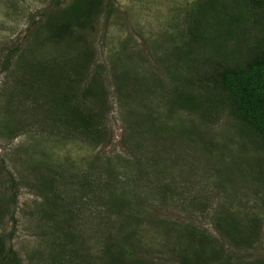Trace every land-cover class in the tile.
Wrapping results in <instances>:
<instances>
[{"label": "rangeland", "instance_id": "rangeland-1", "mask_svg": "<svg viewBox=\"0 0 264 264\" xmlns=\"http://www.w3.org/2000/svg\"><path fill=\"white\" fill-rule=\"evenodd\" d=\"M196 1L102 0L87 18L74 17L85 26L70 17L71 33L51 40L47 21L74 0H0V240L18 264H119L122 248L121 264H181L184 253L200 251L210 260L198 264H226L233 255L242 264L264 260V149L227 108L204 120L203 106L181 103L189 69L182 83L169 73ZM220 1L229 15L244 7ZM225 11L202 9L207 35L218 41ZM253 23L248 15L233 29L241 49L227 35L224 58L198 52L186 62L190 77L244 55L258 35ZM53 59H78L72 68L85 61L84 73L67 64L66 74L77 105L97 121V136L77 135L78 115L69 128L58 113L53 126H40L25 72ZM41 181L53 182L51 191ZM53 196L56 206L48 207ZM219 209L225 216H216ZM229 216L239 226L258 219L243 252L244 236L226 232Z\"/></svg>", "mask_w": 264, "mask_h": 264}, {"label": "trees", "instance_id": "trees-1", "mask_svg": "<svg viewBox=\"0 0 264 264\" xmlns=\"http://www.w3.org/2000/svg\"><path fill=\"white\" fill-rule=\"evenodd\" d=\"M102 0H74V2L61 13L57 15L54 21H47V30L49 38L61 39L71 33V23L68 22L72 17L77 26L82 27L87 24V21L74 20L78 13H81L84 18H87L85 14L91 13V9L99 6ZM197 0L191 5L189 11L190 16L186 23V35L187 40L183 41V44L177 49L174 55L176 56L174 64L170 65L169 73L174 80V84L177 82L182 83L181 71L189 69L187 73L189 76L184 77V89L179 93L183 94L181 103L191 105L192 107L199 108L203 106L205 108V115L202 119H208V116L214 115L212 113L217 112L219 108H227L228 113L234 118V120L240 122L248 135L253 136V140L259 147L264 149V0H229L231 3L239 2L244 7L239 10L240 15H229L230 9L226 4L220 0H205L203 3H198ZM226 10L223 18L218 16V26H223L221 35L218 39L213 35H207L209 31L205 28V23L201 19L204 17L202 9H214ZM246 8V9H245ZM194 10H197L194 14ZM234 11V10H233ZM221 13V12H220ZM63 15V16H62ZM253 16L255 23V30L258 35L254 37L247 47L244 55H235L231 63L215 60L211 65L216 66L213 70L208 72V75L204 74L199 77L197 74L196 80L190 75L195 72L187 67L191 65L186 63L191 61L193 56L196 57L198 52L201 53H215L216 55L224 58L227 54L226 39L227 35L233 40L237 41L239 49H241L242 36L235 32V28L238 22L245 16ZM200 17V18H199ZM223 22V23H221ZM207 27V26H206ZM73 29V28H72ZM234 29V30H233ZM225 46V53L223 52ZM16 50V49H15ZM15 50H10L4 57V65L8 69L10 59L15 55ZM17 52V51H16ZM84 60H87L86 58ZM79 59L77 67L72 68L75 61H58L57 59L40 61L36 64H31L26 69L25 82L27 84L26 94L32 95V105L36 110L40 111L42 118L40 119V126L46 128V126H53L56 121L54 113L63 117L65 126L69 128L71 125V119L78 115L80 119L78 121L83 122V127H78L72 124L74 131H78L77 135H81L83 138H89L97 136L101 131L95 130L97 121H93L89 114L84 112L78 105V97L73 93L72 86L75 82L74 79L68 78L66 74L67 64L74 72L84 73L85 61ZM185 61V63H184ZM66 62V64H65ZM197 84L200 91L194 90V92L188 90L187 86H193ZM178 91V90H177ZM202 91V93H200ZM209 91V92H207ZM182 92V93H181ZM215 95V96H213ZM76 100V101H74ZM84 100V99H83ZM35 102H41L40 107L34 105ZM51 110V111H49ZM46 112H48L46 114ZM52 117L48 118V115ZM92 116V115H91ZM207 117V118H206ZM58 118V119H59ZM52 122H50V120ZM57 119V120H58ZM70 120V121H69ZM95 130V131H94ZM50 180V179H49ZM53 182L41 181L40 184H45L48 191H51ZM168 186L164 188V193L168 190ZM168 191L173 192V189ZM180 195V194H178ZM56 206L55 197L48 199L47 206ZM50 207V206H48ZM216 215L225 216V212L219 209ZM257 218L251 220H245L244 224L239 226L240 222L236 220V217L224 218V223L228 227L227 231L232 237H239L241 234L245 238L246 247L241 248L243 252L248 249L250 244L246 242L253 240L256 237L257 230ZM240 227V231H238ZM128 236V235H127ZM237 244L242 245V237L236 240ZM122 251V252H121ZM116 258L119 264L123 263V255H127V250L118 249L116 251ZM180 259L181 264H198L208 263L210 259L204 258L200 252H194L193 256L185 255ZM188 256V257H187ZM245 258L240 255H233L225 260L226 264H234V261H238V264ZM0 260L1 264H18V260L11 248L5 251L4 245L0 240ZM10 260L11 262H8ZM215 262V261H214ZM254 264H264V260H259Z\"/></svg>", "mask_w": 264, "mask_h": 264}]
</instances>
